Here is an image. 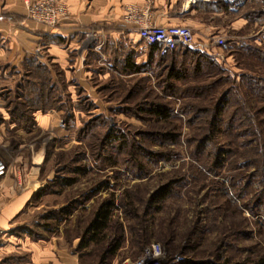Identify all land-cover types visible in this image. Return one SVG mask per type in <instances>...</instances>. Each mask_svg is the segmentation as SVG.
<instances>
[{
	"label": "rangeland",
	"instance_id": "1",
	"mask_svg": "<svg viewBox=\"0 0 264 264\" xmlns=\"http://www.w3.org/2000/svg\"><path fill=\"white\" fill-rule=\"evenodd\" d=\"M26 2L24 14L0 6V19L17 15L38 34L17 64L0 59V158L24 193L13 218L0 210V264H101L116 244L103 264H120L152 242L165 264H262L264 0H203V66L174 52L140 74L125 70L130 53L149 60L134 25H72L67 11L48 26ZM175 60L181 80L168 76ZM157 104L170 115L151 114ZM107 200L104 244L90 242Z\"/></svg>",
	"mask_w": 264,
	"mask_h": 264
},
{
	"label": "crops",
	"instance_id": "2",
	"mask_svg": "<svg viewBox=\"0 0 264 264\" xmlns=\"http://www.w3.org/2000/svg\"><path fill=\"white\" fill-rule=\"evenodd\" d=\"M27 1V0H26ZM66 6L68 15L66 20L72 25H88L101 21H113L119 23L125 21L127 7L135 5L145 12L149 19L155 20L160 24H185L193 28L196 36L207 35L209 24L197 22L194 16L199 11L203 0H62ZM154 5L148 12V4ZM0 6L6 13L26 12L25 0H0ZM150 8V7H148ZM199 8V9H201ZM19 16L9 14L8 17L0 19V37L8 41L7 46L0 45V59H7L13 65L19 61V55L29 47L34 46L38 38L37 30L33 23H24L19 21ZM184 22V23H178ZM20 27V28H19ZM135 34L139 37L136 30ZM202 31L200 34L199 31ZM206 31V32H205ZM58 35H63L58 31ZM140 38V37H139ZM24 53V52H23ZM11 166V165H10ZM18 177L12 176L11 167L9 173L0 179V210L1 216L5 219L7 216L16 215L23 207L20 196L24 193L18 191ZM26 196V195H25ZM8 197V198H6ZM24 203V202H23ZM0 216V218H1ZM3 220V219H2Z\"/></svg>",
	"mask_w": 264,
	"mask_h": 264
},
{
	"label": "built area",
	"instance_id": "3",
	"mask_svg": "<svg viewBox=\"0 0 264 264\" xmlns=\"http://www.w3.org/2000/svg\"><path fill=\"white\" fill-rule=\"evenodd\" d=\"M27 6L32 17L48 25H55L67 13V6L62 0H27ZM126 22L134 25L139 37L147 47L160 46L162 55L174 51L180 46L195 47L199 45L192 27L185 24H157L152 22L139 7H127ZM218 46L225 44L222 36L215 38ZM10 171V165L0 158V179ZM167 253L160 242H152L143 249L139 256L127 259L120 264H165Z\"/></svg>",
	"mask_w": 264,
	"mask_h": 264
},
{
	"label": "trees",
	"instance_id": "4",
	"mask_svg": "<svg viewBox=\"0 0 264 264\" xmlns=\"http://www.w3.org/2000/svg\"><path fill=\"white\" fill-rule=\"evenodd\" d=\"M200 51L204 52V49L200 46H195V47L180 46L174 51L169 52L168 54L162 55L160 52V46L153 45L149 47V60L147 63H137L136 61H134L133 54L131 53L128 54L127 60L125 63V70L129 74H140L146 71L147 66L151 65V63L155 61L156 59L155 56H159L161 60H164V58H166L168 55L174 52L180 55L197 54V56H200V57H197L198 63H197V67L195 68V70H197L203 66L202 59L206 57L205 54L201 53ZM168 76L170 79L181 80L185 78L187 75H186V72L182 69V67L179 66V64L177 63V60H175L168 67ZM173 84H171V87L174 86ZM150 113L159 118L168 117L170 115L167 109L165 108V106L161 104L154 105L150 109ZM164 135L166 136V138H169L172 136L170 135V133H165ZM66 184H72V182L69 181V182H66ZM163 190L161 191L160 195H163L166 192L165 189ZM114 207H115V202L113 200H107L103 202L100 205V207L97 209L95 218L91 222L90 227L88 229V233L91 236L90 242L93 241L98 244H104L107 231L109 230L111 223H112V215H113ZM117 248H119L118 244H116L113 248L109 249L108 252H106L104 256L103 261H105V258L107 255L111 253H115ZM103 261L101 264H103ZM261 263L264 264V260H262ZM183 264H226V263L215 262L211 260L188 259L184 261Z\"/></svg>",
	"mask_w": 264,
	"mask_h": 264
}]
</instances>
